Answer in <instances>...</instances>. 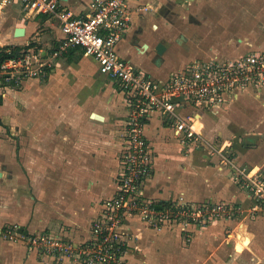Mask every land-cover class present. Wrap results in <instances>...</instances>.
<instances>
[{"label":"crops","instance_id":"0c3cea01","mask_svg":"<svg viewBox=\"0 0 264 264\" xmlns=\"http://www.w3.org/2000/svg\"><path fill=\"white\" fill-rule=\"evenodd\" d=\"M91 2L62 0L61 4L83 15L92 11ZM259 4L260 0H129L130 22L118 51L159 82L197 59L261 51L264 15L257 12ZM241 9L255 11L248 19L250 36L235 41V35L244 34L217 31L220 40H211L214 24L226 31L233 19L241 18ZM18 27H25L24 35H16ZM64 36L57 18L26 13L20 0H0L1 44L22 49L48 41L45 46L51 47ZM160 42L166 49L158 63ZM4 92L0 104V264H81L39 254L1 231L12 225L26 232H54L76 242L90 237L103 201L119 189L127 146L128 95L81 46L61 55L45 77L27 78ZM262 95L264 91L249 89L223 105L186 104L179 113L195 116L201 142L183 143L175 122L158 111L148 117L145 129L152 154V173L143 184L146 199L160 204L225 203L231 209L228 215L207 226L191 225L184 232L185 241L193 237V249L195 243L215 241L227 230L228 244L234 239L236 253H246L253 264L264 262V205L235 176L244 169L264 176V154L255 149L256 135L244 131L248 126L241 114L247 97L264 99ZM55 104H61V112H51ZM50 153L61 154V165L49 163ZM128 225L135 234L127 252L131 264H165L161 251L174 261L175 246L183 242L179 227L152 229L139 217H132ZM240 234L251 239L243 251L236 248Z\"/></svg>","mask_w":264,"mask_h":264},{"label":"built area","instance_id":"2783aa9c","mask_svg":"<svg viewBox=\"0 0 264 264\" xmlns=\"http://www.w3.org/2000/svg\"><path fill=\"white\" fill-rule=\"evenodd\" d=\"M20 1L26 13H45L57 18L65 36L58 45L30 44L18 53L16 46L0 43V101L8 86H19L27 78L45 77L61 55L81 46L85 53L95 57L101 72L127 93L130 111L119 189L103 201L102 213L94 219L88 239L76 242L54 232H26L12 225L3 228V235L23 241L31 250L59 262L131 264L127 252L135 237L128 225L132 217H139L152 229L176 226L186 232L191 225L207 226L228 215L231 209L220 202L175 201L161 205L146 199L143 184L152 173L146 120L158 111L175 122L176 134L183 143L201 142L203 137L196 127L195 116H184L179 110L186 104L205 108L223 105L249 89L263 92L264 49L238 57L197 59L166 82H159L139 71L118 51V43L130 22L129 0H92V11L83 15H75L63 7L62 0ZM235 177L264 205L263 175L244 169Z\"/></svg>","mask_w":264,"mask_h":264},{"label":"rangeland","instance_id":"374dc122","mask_svg":"<svg viewBox=\"0 0 264 264\" xmlns=\"http://www.w3.org/2000/svg\"><path fill=\"white\" fill-rule=\"evenodd\" d=\"M241 1L250 2L254 0H241ZM258 6H259V9L257 11L258 14L264 15V9H263L264 0H260V4ZM251 10L252 9L250 10L241 9L240 12L241 15H239L241 18L233 19V21H231L230 24L227 25L226 31L223 30L220 25H217L216 27V24H214L215 28L212 27L214 31H213V35L211 34V40L212 39L214 41L220 40V36L216 35L217 31L218 33L224 31L231 34L234 32H236V34H244V35H235L238 36L236 38L233 37L235 38V41L236 40L239 41V38L241 39V37L239 36H242L243 39L249 37L251 34L250 29L252 28L251 27L252 25L250 24L249 20H251L250 17L253 14H255V11L253 12V10L252 11ZM249 11L250 14L248 13ZM228 12H230V10ZM212 13H217V11L212 10ZM233 17L234 15H232L231 13V18ZM262 28H264V26H262ZM253 33L257 35L256 31H254ZM47 42L48 41H42L41 45H46ZM261 97L264 96L262 95ZM247 98L252 101L251 102H248L249 100L244 101L247 103L241 108L242 116L246 117L244 122L248 126L244 131H246V133H250L251 135H256L254 140L256 144L255 149H257L258 151L264 154V99H258V98L252 99L250 97ZM55 105L50 106L53 107V110L51 112L53 113L54 111L56 113L61 112V104H57L56 106ZM229 139H233V138H229ZM49 160H50L49 163L56 162L58 165H61V154L58 155L56 153L54 154L50 153ZM158 233L160 234L161 232ZM204 235L205 234L202 233V234H198L197 236L195 234L194 236H196V239H198V237L200 236L199 239H201ZM227 235H228V231L225 230L223 231L221 236L217 238V240L215 241L209 240L208 241L209 243L207 242V240H204L203 244L195 243V246L192 249L191 242L193 237L191 236L192 238L189 241H185L188 235H186V233L182 231L180 233V239L181 241L183 240V242H180L179 245L175 246L176 249L174 250L175 251L174 254H176L177 256L175 257L173 262L166 256L165 252L161 250L160 251L161 253H163V257H166L165 264H253L255 261L253 262L251 259H249V255H247L246 253L242 255L236 253L235 249L233 248V244L235 241L234 239H232L231 242H229L228 244ZM259 264H264V262H260Z\"/></svg>","mask_w":264,"mask_h":264},{"label":"water","instance_id":"95a60500","mask_svg":"<svg viewBox=\"0 0 264 264\" xmlns=\"http://www.w3.org/2000/svg\"><path fill=\"white\" fill-rule=\"evenodd\" d=\"M16 35H24L25 33V27H18L15 31ZM166 49V45L162 42H160L157 46V52H158V57L155 59L156 62H160L162 60L161 54L164 53Z\"/></svg>","mask_w":264,"mask_h":264},{"label":"bare ground","instance_id":"6f19581e","mask_svg":"<svg viewBox=\"0 0 264 264\" xmlns=\"http://www.w3.org/2000/svg\"><path fill=\"white\" fill-rule=\"evenodd\" d=\"M256 166V165H255ZM253 169H254V167H253ZM258 170V167H256L255 169H254V171H257ZM251 240V239H250ZM249 237H244L243 235H238V240H237V244H236V248H237V250L238 251H243L244 249H245V247L247 246V245H249Z\"/></svg>","mask_w":264,"mask_h":264},{"label":"trees","instance_id":"16d2710c","mask_svg":"<svg viewBox=\"0 0 264 264\" xmlns=\"http://www.w3.org/2000/svg\"><path fill=\"white\" fill-rule=\"evenodd\" d=\"M20 49H21L20 47H17L15 53H18ZM1 103H2V101H0V104H1ZM159 204H160V203H159ZM162 204H163V203H161V205H162Z\"/></svg>","mask_w":264,"mask_h":264}]
</instances>
